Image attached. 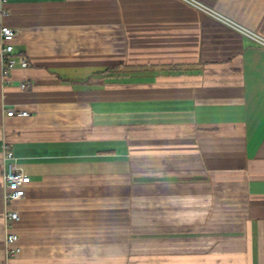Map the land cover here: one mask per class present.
<instances>
[{"label":"crops","instance_id":"crops-1","mask_svg":"<svg viewBox=\"0 0 264 264\" xmlns=\"http://www.w3.org/2000/svg\"><path fill=\"white\" fill-rule=\"evenodd\" d=\"M204 1L264 36V0ZM2 25L29 65L0 57V264L5 145L25 264H264L263 47L183 0H0Z\"/></svg>","mask_w":264,"mask_h":264},{"label":"built area","instance_id":"built-area-1","mask_svg":"<svg viewBox=\"0 0 264 264\" xmlns=\"http://www.w3.org/2000/svg\"><path fill=\"white\" fill-rule=\"evenodd\" d=\"M197 9L215 17L223 23L235 28L241 33L250 37L258 45L264 48V36L253 31L237 22L228 16L220 13L214 8L203 4L198 0H183ZM17 31L11 26L2 25L0 29V36L2 39V49L0 52L2 62V77L3 80L8 82L11 76V72L14 67H27L29 65L28 58L25 54L14 53V38ZM27 84L21 83V87L25 88ZM5 112L9 116H27L29 111L26 109H16L14 107H8ZM3 156L5 160V166L2 171V178L5 184L4 188V200L6 203V264H25L19 260V254L22 250L19 244V235L13 231V224L20 218L19 211L12 207V202L24 198L26 195V184L30 181V176L27 175L23 169L15 161L13 151L9 146L3 147Z\"/></svg>","mask_w":264,"mask_h":264},{"label":"rangeland","instance_id":"rangeland-1","mask_svg":"<svg viewBox=\"0 0 264 264\" xmlns=\"http://www.w3.org/2000/svg\"><path fill=\"white\" fill-rule=\"evenodd\" d=\"M198 1H200V2H202L203 4H205V5H209L208 3H206L204 0H198ZM191 5V4H190ZM192 6V5H191ZM194 8H196L195 6H194ZM197 9V8H196ZM215 9V8H214ZM197 10H199V11H201L200 9H197ZM216 10V9H215ZM131 205H137V203H136V201H133V203L131 204Z\"/></svg>","mask_w":264,"mask_h":264}]
</instances>
